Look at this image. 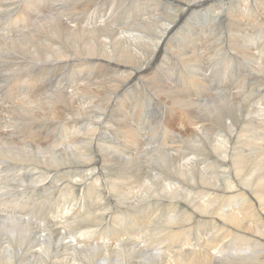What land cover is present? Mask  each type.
Here are the masks:
<instances>
[{"label": "rangeland", "instance_id": "obj_1", "mask_svg": "<svg viewBox=\"0 0 264 264\" xmlns=\"http://www.w3.org/2000/svg\"><path fill=\"white\" fill-rule=\"evenodd\" d=\"M9 1L1 0L0 3V40L2 39L0 42V82L2 81L0 83V120L4 122L5 126L0 128V141L7 140V143L0 144V151L2 149L4 151L1 153L4 154V157L0 158V264H5V260L9 257H12L14 264H55L56 260L59 263L69 261L70 264H102V259L105 260V264H152L153 261L157 264H170L171 262V264H183L185 257L181 251L188 248L194 249V247L200 253L203 252L205 257H202L201 260L205 258L206 264L211 258L206 257L209 248L212 253L220 257V264H247L253 263L255 260L260 262L258 264H264L262 260L255 259L257 251L264 254V240H260L257 244L250 243L248 239L241 237L246 235L251 240H256L258 235L256 237L252 233L242 232L240 229L236 233L237 228L229 227L221 222L222 212L234 211L243 216L240 222L241 226L251 225L259 233H264L262 232L264 231V226H262L264 225V197L258 191L264 186L262 184L264 181V74H262L264 73V16L255 11L257 9L255 0H239L244 4H239L240 13L238 14V10L235 11L236 7L232 10L234 23L229 28L225 26L228 18L220 19L215 23L212 17L220 10L219 14L224 15L229 5L238 0H231L225 4L217 0H211L210 4L207 1V4L202 8L197 9L196 7L186 15L183 14L185 16L176 25L178 31H174L171 39L169 38L166 42L168 53L163 50V46L151 49L154 51L153 58L162 51L164 53L160 54L156 69L161 66L165 56L168 60H173L170 69H167L169 66H166L156 76L167 73L169 78L165 75V79L169 80L175 89L187 93L189 89L198 91V89L190 87L195 74L190 71L187 63L189 61L187 56L192 50L189 48L198 44V48H202L205 58L203 65L205 64L208 76L207 81L204 82L207 83L209 89L193 94L196 99L200 98L201 101L196 104L197 113L193 114L194 122L192 123H188V114L182 115L180 108L174 114L171 107V96H159L163 89L158 86L154 87L155 91L148 88L145 77L140 78L142 74L139 77H131L126 84L118 82L116 79V77H121V72L124 73V71H118V67L115 65L116 57L124 66L129 61L125 55L128 53L126 49L133 52L131 59L137 60L140 64L138 66L142 68L145 63H141L142 59L147 60L149 57V52H144L142 56V49L145 48L142 45L145 42L142 41V26L149 21H157L158 18L165 24L174 21L178 17L175 16V12L179 8L174 3L172 4L168 0H49L46 3L48 5L46 8L43 4L39 14L43 19L42 23H49L50 19L48 20V18L53 13L63 16L64 13L74 12L79 17L78 20L85 21L84 25L86 26L89 23L100 22L102 27L107 30L109 21L110 27H114L111 34L104 32L101 36L105 42L104 49L108 50L106 55L108 58L105 63L108 68L105 69L106 71H101V73L103 72L102 77L99 72H90V68L86 69L93 85L85 84L83 81L85 76H80L86 70L84 71L81 66L83 59H78L76 56H85L86 51L83 50V46L80 47L77 54H68L63 58L62 52L68 53V50L61 44L64 41L61 40V42L60 39L57 44L61 47L59 45L54 47L56 54L54 56L49 51L43 54L40 43H38L39 45L36 43L35 48H29L32 52L28 63H30L29 67H33L32 71L26 70V61L25 64L16 63L17 59L12 60L13 65L8 68L5 63L10 59L7 57L11 58L14 55L11 47L22 44L26 35L30 34L35 37L39 33L36 27L40 20L37 17L28 26H24V21L19 20V17L21 11H24L23 6L26 0ZM64 1L67 2L65 6ZM42 2L44 3V1ZM245 5L251 7L249 11H243ZM134 8L137 10L135 11ZM201 9H204V13ZM27 11L32 12L31 9H27ZM191 11L193 15H191ZM178 13L180 15L181 11L178 10ZM195 13L196 15H194ZM245 15L248 17L247 22L242 20V16ZM101 20H104L106 25L102 24ZM238 21L239 23L244 22L238 24ZM220 22L224 23L220 24ZM236 24L240 25L242 29ZM221 25L223 26L220 27ZM115 28L118 32H129L127 34L129 37L117 34L114 31ZM178 32L184 34L177 39ZM234 32L235 34H232ZM92 35L95 36L94 34L90 36ZM189 35L192 40L188 41ZM95 37L94 39L91 37L94 41L90 42V48H92L90 52L97 51L98 41ZM235 37H239L241 40L244 37V40L249 42L248 45L253 48L252 52L256 57V62L247 55L234 54L232 45L238 44L231 40ZM148 38L146 36L143 39ZM244 40H242L243 45H240L242 50L247 49ZM57 49L60 51L58 52ZM171 52L176 55L182 54L181 60L186 63L170 54ZM147 62L146 65L151 61ZM253 69L255 70L253 71ZM14 72L17 74H13ZM133 72L132 70L129 74L136 76L137 73L134 75ZM259 72L261 73L259 74ZM17 76L23 78L21 84L15 81ZM154 76L155 74H150L146 77L150 79ZM255 76L256 78L253 79ZM108 77L111 79L109 85L115 86L114 88L107 89L99 83ZM112 78L115 79L116 84L112 82ZM28 80H33V83L31 86L25 87L24 83L29 82ZM70 82L71 85L73 83L76 84L75 86L84 84L85 86L79 93L69 86L71 90L68 87L64 89L74 94L72 98L74 102L72 99L64 97L72 102L66 108L65 105L54 102L53 99L56 100V98L53 95L62 93L65 85ZM165 82L163 81L162 84ZM194 84L195 82L192 85ZM118 87L123 89V92L119 94H127L129 91L134 94L133 105H136V108L134 107L133 111L131 106H128L127 113L129 118L131 116L132 120L139 125L144 151L138 149L137 152L124 154L120 151L126 147L125 139L122 137L114 141L115 133L131 131L122 117L119 119L113 116L118 96L115 88ZM114 92L115 94H113ZM95 93L98 95L96 96ZM104 94L107 98H104ZM232 94L236 96V100L232 99L230 96ZM100 95L103 97H99ZM203 95L205 98H202ZM221 103H224V106ZM232 108L237 111L233 117H230ZM221 109H227V114L223 119L217 118ZM140 110L143 111L137 118L136 112ZM58 114L63 115L59 120L55 118ZM247 122L250 125H247ZM3 129H6V133H2ZM168 129L174 130L173 132L179 136H171ZM178 130L182 131V134ZM29 136L32 139H29ZM79 139L81 140L79 141ZM136 139L138 140V137ZM28 140L31 143H28ZM118 146L121 148L118 149ZM16 158L21 160L15 161ZM260 159L262 161H259ZM254 183L257 186L256 192L253 190L255 186H252ZM223 195L226 199H221ZM5 199L14 203L12 207H6L2 203L6 201ZM198 205L203 206V209L207 208L206 211L212 213L211 218L199 217ZM13 206L14 208L17 206L18 211L17 209L12 211ZM253 219L258 220L255 222ZM182 223L186 225L182 226ZM205 226L209 228L203 229ZM184 228L186 234L184 237L182 234L180 240L166 235V231L170 229L171 231L175 229L183 231ZM221 228L233 232L224 238L221 235ZM33 245H35L34 251H40H36L38 255L35 253L34 258L27 260L21 253L26 252L27 247ZM137 247H140L139 251H137ZM136 253L139 254L138 257ZM193 258L191 256L189 264L197 261L196 258ZM99 260L101 261L99 262ZM154 262L153 264H155ZM213 262L217 264L218 260Z\"/></svg>", "mask_w": 264, "mask_h": 264}, {"label": "bare ground", "instance_id": "obj_2", "mask_svg": "<svg viewBox=\"0 0 264 264\" xmlns=\"http://www.w3.org/2000/svg\"><path fill=\"white\" fill-rule=\"evenodd\" d=\"M7 1H9V0H7ZM42 1H44V3L42 2ZM111 1V0H110ZM131 1V0H130ZM170 3H174L175 5H176V7H179L178 8V10H180L181 11V13H180V15H178L179 13H178V10L175 12V16H178L174 21H171L170 23L168 22V24H165V23H163V22H161L160 21V18H158V19H156L157 21H149V22H147V23H145L143 26H142V37L143 38H146V36H148L149 38L148 39H143L142 38V41H145L144 43H142V45L145 47V48H147V49H145V48H143L142 49V56H143V53L144 52H149V57H148V59L146 60H144V59H142V61L143 62H141V63H144L143 65H142V68H140L138 65H140L139 64V62L137 61V60H132L131 58H132V55H133V52L130 50V49H126L127 51H128V53H126V51H125V55H126V57H128V59H129V61H127L126 62V64L123 66L122 64H120V63H122L121 61H119L118 59H117V57H116V61H115V65L118 67V71H124V73L123 72H121L122 74H121V77L119 76V78L118 77H116V79H117V81L118 82H121V83H123V84H126V83H128L129 81H130V78L132 77H139L141 74V76H140V78H144L145 77V79H146V81H147V84H148V88H150V89H153L154 90V87H156V86H158V87H160V89H163V92L161 93V94H159V92H158V94H159V96H166V95H168L169 97L171 96V100H172V110H173V112H174V114H175V112L180 108V112H181V114L183 115V114H185L186 115V113L188 114V118H189V122L188 123H192V122H194V113L196 114L197 113V111L195 110V107H196V104L197 103H199L200 101H201V99L199 98V99H196L195 98V95H193V94H195L196 92H200V93H202L203 91H204V89H209L208 88V85H207V83L205 84V82L207 81V79H208V76H207V73H206V69H205V67H204V65H203V62H204V56H203V52H202V48L201 47H199L198 48V45H194V47L193 48H189V49H192L191 50V53L189 54V56H187L189 59V61L187 62L188 63V67H189V69H190V71L193 73V74H195L194 75V78H193V80L191 81V85H190V87L191 88H196V89H198V91L197 90H193V89H189V91L187 92V93H185V92H181V91H179L178 89H175L170 83H169V80L167 81L165 78H166V76H167V73H164V71H163V73L166 75H161L160 76V74H159V76H156V74H158V72L161 70L162 71V69L164 68V67H166V66H169V68H167V69H170V67H171V61H173V60H168L167 59V57L165 56V58H164V60L162 61V64H161V66L159 67V68H155V66H156V64H157V62H158V60H159V58H160V54H164L163 53V51H162V53L160 52V54H157L154 58H153V54H154V51L153 50H151L152 48H162V46H163V50L165 51V52H167L166 51V42H168L167 40H169V38L170 37H172L171 35H173L172 33L174 32V31H176L178 28L176 27V25L180 22V20H182V18L190 11V10H192V9H194V8H196L197 7V9L199 8V7H201L202 8V6L203 5H206L207 4V1H208V3L209 2H211V0H168ZM218 2H220V3H226V2H228V1H231V0H217ZM242 1V0H241ZM241 1H237V2H235V3H232V4H230L229 5V7H228V10L226 11V13L224 14V15H222V14H219L220 13V11L217 13V14H215L214 15V17H212V19H213V22H214V20H215V23H216V21H220V19L221 20H223V19H226V18H228V20L226 21L227 23H226V25L225 26H227L228 28L229 27H231L232 26V23H234L233 22V15L231 14V12H232V10L236 7L237 9L235 10V11H237L238 10V7H239V4L241 3ZM247 1V0H246ZM10 2V1H9ZM49 2V0H26V2L24 3V6H23V8H24V11H21V15H20V17H19V20H23L24 21V26H28L31 22H32V20L33 19H35V18H37V17H39L40 18V16H39V14H40V11H42V6H43V4H44V7L46 8V7H48V5L46 4V3H48ZM65 2V4H64V6L67 4V2L66 1H64ZM145 2V1H144ZM146 2H148V1H146ZM213 2H215V1H213ZM0 3H1V0H0ZM5 3V2H4ZM153 3V2H152ZM216 3V2H215ZM222 3V4H223ZM230 3V2H229ZM243 4H244V2H242ZM241 3V4H242ZM255 4H256V10L255 11H257V13L259 12L260 14L259 15H262V16H264V0H255V2H254ZM105 4V3H104ZM134 4H136V3H134ZM155 4V3H154ZM210 4V3H209ZM245 4H246V2H245ZM50 5V4H49ZM123 5V4H122ZM139 5V4H138ZM145 5V4H144ZM149 5V4H148ZM248 5V4H247ZM8 6V5H7ZM86 6V5H85ZM155 6V5H154ZM157 6V5H156ZM246 6V5H245ZM4 7H6V6H4ZM14 7V6H13ZM12 7V8H13ZM54 7V6H53ZM67 7V6H66ZM80 7V6H79ZM121 7V6H120ZM119 7V8H120ZM133 7V6H132ZM148 7H151V6H148ZM208 7H209V5H208ZM140 8V7H139ZM138 8V9H139ZM147 8V7H146ZM220 8H221V4H220ZM250 6L248 7V6H246L245 8H243L244 10L243 11H249L250 10ZM27 9H31V11L32 12H30V11H27ZM48 9V8H47ZM67 9V8H66ZM129 9V8H128ZM127 9V10H128ZM135 9V8H134ZM133 9V10H134ZM145 9V8H144ZM240 9V8H239ZM2 10H3V8H2ZM6 10H8V9H6ZM55 10V9H54ZM96 10V9H95ZM103 10V9H102ZM137 9H135V11H136ZM195 10V9H194ZM201 10H203V13H204V9H201ZM214 10V9H213ZM5 11V10H4ZM46 11V10H45ZM131 11V10H130ZM144 11V10H143ZM142 11V12H143ZM197 11V10H196ZM199 11V10H198ZM217 11V10H216ZM234 11V12H235ZM55 12V11H54ZM104 12V11H103ZM102 12V13H103ZM106 12V11H105ZM120 12V11H119ZM139 12V11H138ZM145 12V11H144ZM152 12V11H151ZM17 13V12H16ZM42 13H44V12H42ZM52 13V12H51ZM88 13V12H87ZM113 13V12H112ZM124 13H125V11H124ZM147 13V12H146ZM185 13V15L183 16V14ZM238 13H240V10H238V12H237V14ZM47 14V13H46ZM99 14H100V12H99ZM131 14V13H130ZM134 14V13H133ZM199 14V13H198ZM254 14V13H253ZM52 15V14H51ZM63 16H61V14H59V13H53V15L50 17V18H48V20L50 19V22L48 23H42L43 22V19L42 18H40V20H38V26L36 27V29H37V31L39 32V33H37L36 35H35V37H33L32 35H26V36H24V42H22V44H20L19 45V43L17 44V45H19V46H15V44L14 43H12V44H14L13 46H15V47H11V50L13 51V53H14V55H13V57H7L8 59H10V60H6V63H5V65L6 66H8V68L9 67H11L12 65H13V62H12V60H14V59H17L16 60V63H24L25 64V61H26V64H25V67H26V70H28V71H32V68L33 67H29L30 66V63H28V60H29V58H30V56H31V52L32 51H30L31 49H29L30 47L31 48H33L35 45H37L38 43H40L41 45H42V52H43V54H45V52L47 51V53H48V51L51 53V54H53V56L54 55H56L55 54V49H54V47L56 46V45H59V44H57V42H58V39H60L59 41H61V40H63L64 42L63 43H61V44H63L64 45V47L68 50V53H64V52H62V56H63V58L64 57H66L68 54H77L79 51H80V47L81 46H83V50L84 51H86L84 54H85V56H82V55H78V56H76L78 59H83V62H82V65L81 66H83V68H84V71L87 69V68H90V72H99L100 74V76L103 74V72L101 73V71H104L106 68H108L107 67V65H105V63H106V58H108V56H106L107 55V48L106 49H104V47L105 46H103L104 45V40H102V38H101V36H102V34L104 33V32H107V34L110 32V34H111V32H113V29H114V27L113 28H111L110 27V22L108 21V23H107V27H109L107 30L105 29V28H103L102 26L103 25H101L100 24V22H97V23H89V25H84L85 24V21L84 20H78L79 19V17H77V15L74 13V12H72V13H67V14H62ZM84 15V14H83ZM109 15V14H108ZM129 15V14H128ZM127 15V16H128ZM137 15V14H136ZM182 15V16H181ZM191 15H193L192 14V11H191ZM194 15H196V13L194 14ZM102 16V15H101ZM105 16V15H104ZM134 16V15H133ZM238 16V15H237ZM10 17V16H9ZM18 17V16H17ZM17 17H16V19H17ZM47 17V16H46ZM83 17V16H82ZM99 17V16H98ZM131 17V16H130ZM136 17V16H135ZM190 17V16H189ZM195 17V16H194ZM198 17V16H197ZM235 17V16H234ZM258 17H260V16H258ZM44 18V17H43ZM86 18H87V16H86ZM208 18V17H207ZM263 18V17H262ZM16 19H14V20H16ZM98 19V21H99V18H97ZM104 19V18H103ZM184 19H186V18H184ZM192 19V18H191ZM236 19V18H235ZM257 19V18H256ZM89 20V19H88ZM140 20V19H139ZM187 20V19H186ZM237 20V19H236ZM239 20V19H238ZM242 20H245L246 22L248 21V17L245 15V16H242ZM253 20V19H252ZM252 20H250V21H252ZM10 21V20H9ZM136 21V20H135ZM138 21V20H137ZM143 21V20H142ZM141 21V22H142ZM101 22H102V24L104 23V20H101ZM107 22V21H106ZM236 22V21H235ZM242 22H244V21H242ZM242 22H240L239 23V21L237 22L238 24H241ZM253 22V21H252ZM7 23V22H6ZM23 23V22H22ZM37 23V22H36ZM184 23L186 24V22L184 21ZM222 23H224V22H220V24H222ZM19 24V23H18ZM92 24V25H91ZM105 24V23H104ZM114 24V23H113ZM126 24V23H125ZM133 24V23H132ZM202 24V23H201ZM238 24H236V26L238 25ZM106 25V24H105ZM127 25V24H126ZM136 25V24H135ZM180 26H182L181 24H179ZM224 25V24H223ZM223 25H221L220 27H222ZM234 25V24H233ZM246 25V24H245ZM244 25V26H245ZM264 25V24H263ZM13 26V25H12ZM133 26V25H132ZM137 26H139V25H137ZM184 26H186V25H184ZM240 28H241V26L240 25H238ZM243 26V25H242ZM247 26V25H246ZM124 27V26H123ZM133 27H135V26H133ZM183 27V26H182ZM235 27V26H234ZM238 27V28H239ZM4 28V27H3ZM32 28V27H31ZM137 28V27H136ZM164 28V29H163ZM218 28H219V25H218ZM11 29V28H10ZM19 29V28H18ZM139 29V28H138ZM137 29V30H138ZM227 29V28H226ZM225 29V30H226ZM231 29V28H230ZM242 29V28H241ZM243 29H245V28H243ZM162 30H164L163 31V33H162ZM180 30V29H179ZM196 30V29H195ZM232 30H233V28H232ZM246 30V29H245ZM36 31V32H37ZM117 34H121V35H123L124 37H129V35H127L129 32H127V31H124V32H118L117 30H116V28H115V30H114ZM178 31V30H177ZM239 31V30H238ZM19 32V31H18ZM21 32V31H20ZM25 32V31H24ZM184 32V31H183ZM244 32V31H243ZM2 33V32H1ZM193 33V32H192ZM239 33V32H238ZM4 34H5V32H4ZM34 34V33H33ZM91 34H94L95 36H90ZM106 34V35H107ZM183 34L184 33H182V32H178L177 34H176V37H177V39H178V37L179 36H183ZM232 34H235V32L234 33H232ZM144 35V36H143ZM192 35V34H191ZM191 35H189V37H188V41L191 39ZM116 36H118V35H116ZM132 36V35H131ZM175 36V35H174ZM241 36V35H240ZM244 36V35H243ZM247 36H250V35H248L247 34ZM10 37H11V35H10ZM91 37H93V39H94V37L97 39V41H98V44L96 45L97 46V51L96 52H90L91 50H92V48H90V42H92V38ZM106 38H107V36H106ZM116 38V37H115ZM131 38V37H130ZM134 38V37H133ZM183 38V37H182ZM224 38V37H223ZM248 38V37H247ZM246 38V39H247ZM16 39H17V37H16ZM108 39V38H107ZM124 39V38H123ZM126 39V38H125ZM171 39V38H170ZM174 39V38H173ZM176 39V40H177ZM186 39H187V37H186ZM245 38L243 37L242 38V40H244ZM2 40V39H1ZM0 40V42H2ZM8 40V39H7ZM14 40V39H13ZM106 40V39H105ZM147 40H148V42H147ZM175 40V41H176ZM192 40V39H191ZM242 40L239 38V37H235V39H233V40H231V41H233V42H236L238 45H232L233 46V52H234V54H236V55H238V54H244V55H247L249 58H251V59H253L254 61L256 60L255 58V55H254V53L252 52V49L253 48H251V45H248L249 44V42H247V41H245V45H246V47H247V49L245 50H242V49H240V45H243V43H242ZM248 40V39H247ZM18 41V40H17ZM94 41V40H93ZM114 41V40H113ZM171 41V40H170ZM250 41V40H249ZM4 42V41H3ZM119 42V41H118ZM121 42V41H120ZM124 42V41H123ZM194 42V41H193ZM198 42V41H197ZM37 43V44H36ZM109 43H111V42H109ZM108 43V44H109ZM136 43V42H135ZM174 43V42H173ZM173 43H171V44H173ZM184 43V42H183ZM187 43V42H186ZM47 44H48V46H47ZM107 44V43H106ZM170 44V43H169ZM182 44V43H181ZM194 44H196V43H194ZM251 44H252V42H251ZM3 45V44H2ZM39 45V44H38ZM133 45V44H132ZM201 45V44H200ZM10 46H12L11 45V43H10ZM60 46V45H59ZM95 46V47H96ZM107 46V45H106ZM121 46V45H120ZM169 46V45H168ZM172 46V45H171ZM203 46V45H202ZM253 46V45H252ZM17 47V48H16ZM52 47V48H51ZM61 47V46H60ZM111 47V46H110ZM127 47V46H126ZM175 47L177 48V46L175 45ZM190 47V46H189ZM35 48V47H34ZM51 48V49H50ZM179 48H181L180 46H179ZM184 48V47H183ZM208 48V47H207ZM62 49V48H61ZM125 49V48H124ZM186 49H187V46H186ZM41 50V49H40ZM64 50V49H63ZM122 50V49H121ZM168 50V49H167ZM181 50V49H180ZM57 51L59 52L60 50L59 49H57ZM110 51V50H109ZM2 52V51H1ZM40 52V51H39ZM175 52V51H174ZM174 52H171L170 54H173L175 57H178L179 59H180V61H184V60H181V58H182V54L181 55H176ZM49 53V54H50ZM96 53H98V55H96ZM117 53V52H116ZM168 53V52H167ZM250 54V55H249ZM9 55V54H8ZM118 55V54H117ZM130 55V56H129ZM139 55V54H138ZM258 55V54H257ZM3 56V55H2ZM10 56V55H9ZM111 56V55H110ZM137 56V55H136ZM148 56V55H147ZM240 56V55H239ZM34 57V56H33ZM1 58H3V57H1ZM62 58V57H61ZM138 58V57H137ZM151 58H153V60H151ZM210 58V57H209ZM229 58V57H228ZM5 59V58H4ZM3 59V60H4ZM46 59V58H45ZM31 60V59H30ZM60 60V59H59ZM69 60V59H68ZM80 60V61H81ZM148 60H150L151 62L149 63V64H147L146 65V63H148L147 61ZM109 61V60H108ZM187 61V60H186ZM261 61V60H260ZM185 62V61H184ZM216 62V61H215ZM256 62V61H255ZM258 62V61H257ZM262 62V61H261ZM152 63V64H151ZM174 63V62H173ZM186 63V62H185ZM233 63V62H232ZM15 64V63H14ZM41 64V63H40ZM150 64H151V66H150ZM184 64V63H183ZM257 64H259V63H257ZM18 65V64H17ZM16 65V66H17ZM128 65V66H127ZM123 66V67H122ZM241 66V65H240ZM261 66V65H260ZM1 67V66H0ZM7 68V67H6ZM18 68H19V66H18ZM77 68V67H76ZM239 68V67H238ZM252 68H254V67H252ZM263 68H264V66H263ZM3 69V68H2ZM25 69V68H24ZM82 69V68H81ZM14 70V69H13ZM17 70V69H16ZM76 70V69H75ZM132 70L134 71L133 72V74L135 75L136 73V76H133L132 74H129L130 72H132ZM248 70V69H247ZM255 69H253V71H254ZM263 70V69H262ZM106 71V70H105ZM245 71V70H244ZM264 71V70H263ZM11 72V71H10ZM128 72V73H127ZM240 72V71H239ZM33 73V72H32ZM162 73V72H161ZM249 73V72H248ZM261 72H259V74H260ZM13 74H17L16 72H14ZM23 74V73H22ZM26 74V73H25ZM76 74H78V73H76ZM82 74V73H81ZM85 74V75H84ZM124 74H127V75H124ZM150 74H155V76L154 77H151L150 79H149V77L147 78L146 76L147 75H150ZM169 74H170V72H169ZM172 74V73H171ZM178 74V73H177ZM253 74V73H252ZM262 74H264V73H262ZM1 75V74H0ZM98 75V74H97ZM256 75H258V74H256ZM13 76V75H12ZM23 76H25V75H23ZM72 76H75V75H72ZM80 76H85L84 78V82H85V84H89V83H91V84H93L94 85V83L92 82V80L90 79V75H89V73L87 72V70H86V72H83V74L82 75H80ZM185 76V75H184ZM202 76V78H200ZM102 77V76H101ZM110 77V76H109ZM105 78L102 82H99L100 84H103L107 89L109 88H114L113 87V85H109L110 83H111V79L110 78ZM112 77V76H111ZM168 77V76H167ZM191 77V76H190ZM240 77V76H239ZM3 78H5V77H3ZM25 78V77H24ZM169 78V77H168ZM167 78V79H168ZM210 78V77H209ZM254 78H256V76L255 77H253V79ZM22 79L23 78H21V77H19V76H17V79L15 80L18 84L22 81ZM75 79V78H74ZM139 79V78H138ZM185 79V78H184ZM188 79V78H187ZM204 79V80H203ZM250 79V78H249ZM6 80V79H5ZM165 80H166V82H165ZM29 81V80H28ZM72 81V80H71ZM163 81L165 82V84H162L163 83ZM184 81V80H183ZM186 81V80H185ZM205 81V82H204ZM242 81V80H241ZM244 81V80H243ZM2 82V81H1ZM0 82V83H1ZM81 82V81H80ZM112 82H116L115 81V79L114 78H112ZM195 82V84L194 85H192L193 83ZM245 82V81H244ZM32 83H33V80H31V81H29V82H26V83H24V85H25V87L27 86H31L32 85ZM98 83V84H99ZM180 83V82H179ZM185 83V82H184ZM21 84V83H20ZM79 84V83H78ZM85 84L84 85H80V86H75L73 83H72V85H71V82H70V84H68V85H65V87L63 88V92L62 93H59V94H57V95H53V96H55V98H56V100H54L53 99V101L55 102L56 101V103H58V104H63V105H65L66 106V108H68L70 105H71V101L69 100V99H72L73 97H74V94H71V93H69V91L67 92L66 90H64L65 88H67L68 86L69 87H72V88H74V90L75 91H77L78 93L80 92V91H83L82 89H84V86H85ZM116 84V83H115ZM118 84V83H117ZM186 84V83H185ZM37 85V84H36ZM42 85V84H41ZM109 85V86H108ZM131 85V84H130ZM182 85V84H181ZM133 86V85H132ZM185 86V85H184ZM218 86V85H217ZM235 86V85H234ZM16 87V86H15ZM23 87V86H22ZM21 87V88H22ZM43 87V86H42ZM68 87V88H69ZM101 87H102V85H101ZM120 87V86H119ZM115 88V92H117V94H118V96H117V99H116V110H114V115L113 116H115L116 118H123L124 119V121L127 123V125L131 128V134H130V132L128 133L127 131H122V132H120L119 130H117V131H119V133H115V139H114V141L115 140H117L118 138H124L125 139V143H126V147H125V149H123V151H120V152H123L124 154L125 153H129V152H132V153H134V152H137V150L139 149L140 151H144L143 149H144V147H143V141H142V137H141V132H140V129H139V125L138 124H136V121H134V120H132L133 118H131V116H130V118H129V116H128V113H127V108H128V106H131V108L133 109V111H134V109L136 108L135 106L136 105H133V99H134V94L133 93H131L130 91L127 93V94H119V93H121V92H123V89L122 88ZM135 87V86H134ZM133 87V88H134ZM219 87V86H218ZM224 87V86H223ZM19 88H20V86H19ZM15 89H17V88H15ZM30 89V88H29ZM45 89H46V87H45ZM107 89H105V90H107ZM214 89V88H213ZM23 90V89H22ZM26 90V89H25ZM69 90H71L70 88H69ZM158 90V89H157ZM220 90V89H219ZM238 90V89H237ZM15 91V90H14ZM20 91V90H19ZM43 91V90H42ZM74 91V92H75ZM155 91V90H154ZM206 91V90H205ZM4 92V91H3ZM8 92V91H7ZM16 92V91H15ZM112 92H113V90H112ZM115 92L113 93V94H115ZM208 92V91H207ZM231 92H232V90H231ZM2 93V92H1ZM9 93V92H8ZM24 93V92H23ZM85 93V92H84ZM22 94V93H21ZM29 94V93H28ZM27 94V95H28ZM50 94V93H49ZM94 94V93H93ZM157 94V95H158ZM11 95H12V93H11ZM35 95V94H34ZM48 95V94H47ZM81 95V94H80ZM95 95H96V93H95ZM98 95V94H97ZM96 95V96H97ZM103 95V94H102ZM237 95V94H236ZM8 96V95H7ZM13 96V95H12ZM18 96V95H17ZM22 96V95H21ZM50 96V95H49ZM79 96V95H78ZM223 96V95H222ZM231 97H232V99H234V100H236V96L235 95H230ZM239 96V95H238ZM9 97V96H8ZM26 97V96H25ZM69 98L68 100L67 99H65V98ZM92 97V96H91ZM91 97H88V98H91ZM99 97H103V96H99ZM106 97V95L104 94V98ZM113 97V96H112ZM138 97V96H137ZM136 97V98H137ZM169 97H167V98H169ZM240 97V96H239ZM244 97V96H243ZM20 98V97H19ZM27 98H28V96H27ZM31 98V97H30ZM107 98V97H106ZM135 98V99H136ZM162 98V97H161ZM165 98V97H164ZM177 98V99H176ZM202 98H205V95H203V97ZM225 98V97H224ZM244 98H246V97H244ZM248 98V97H247ZM246 98V99H247ZM22 99V98H21ZM32 99V98H31ZM75 99H78V98H75ZM92 99V98H91ZM91 99H90V101H91ZM111 99V98H110ZM110 99H108V100H110ZM114 99V98H113ZM166 99V98H165ZM179 99V100H178ZM217 99V98H216ZM226 99V98H225ZM17 100V99H16ZM23 100V99H22ZM73 100V99H72ZM218 100V99H217ZM221 100H223V99H221ZM239 100V99H238ZM103 101H104V99H103ZM136 101V100H135ZM246 101V100H245ZM244 101V102H245ZM36 102V101H35ZM73 102H74V100H73ZM81 102V101H80ZM2 103H3V100H2ZM13 103L15 104V102L13 101ZM19 103V102H18ZM235 103V102H234ZM5 104V103H4ZM24 104H26V103H24ZM98 104V103H97ZM96 104V105H97ZM222 104V103H221ZM229 104V103H228ZM3 105V104H2ZM7 105V104H6ZM81 105V104H80ZM94 105V104H93ZM107 105V104H106ZM141 105V104H140ZM223 106H224V103L222 104ZM12 106V105H11ZM18 106H20L19 104H18ZM24 106H26V105H24ZM28 106V105H27ZM79 106V105H78ZM84 106V105H83ZM86 106V105H85ZM84 106V107H85ZM169 106V105H168ZM252 106V105H251ZM49 107V106H48ZM51 107H52V105H51ZM93 107V106H92ZM135 107V108H134ZM198 107V106H197ZM231 107V106H230ZM26 108V107H25ZM40 108V107H39ZM42 108V107H41ZM112 108V107H111ZM130 108V107H129ZM212 108V107H211ZM215 108V107H214ZM10 109V108H9ZM140 109V108H139ZM2 110V109H1ZM16 110V109H15ZM214 110V109H213ZM227 110V109H226ZM226 110H223V109H221V110H219V114L217 115V118H219V119H223V117H225L226 116V114H227V111ZM258 110V109H257ZM14 111V110H13ZM30 111V110H29ZM90 111V110H89ZM96 111V110H95ZM141 111H143V110H140V111H138V112H136V116H137V118L138 117H140V112ZM226 112V113H224V114H221L220 112ZM236 109H234V108H232V110H231V112H230V114H229V116L230 117H233L234 115H235V113H236ZM15 112V111H14ZM22 112V111H21ZM76 112V111H75ZM81 112V111H80ZM3 113V112H2ZM5 113H6V110H5ZM78 113H79V111H78ZM254 113V112H253ZM34 114H37V112H34ZM42 114V113H41ZM88 114V113H87ZM93 114V113H92ZM250 114V113H249ZM248 114V115H249ZM260 114V113H259ZM4 115V114H3ZM20 115H22V114H20ZM89 115V114H88ZM255 115V114H254ZM22 116H24V117H28L27 115H22ZM61 116V117H60ZM62 114H58V115H56L55 116V118L57 119V120H59V118H62ZM190 116H192V118H190ZM2 117V116H1ZM187 117V116H186ZM50 118H51V115H50ZM25 120H26V118H24ZM31 119V118H30ZM122 119V120H123ZM20 120V119H19ZM29 120V119H28ZM33 120V119H32ZM242 120V119H241ZM30 121V120H29ZM34 121V120H33ZM37 121V120H36ZM50 121H52V122H54L53 120H50ZM234 121V120H233ZM255 121V120H254ZM237 122V121H236ZM4 122H2L1 120H0V128H4L5 126H4V124H3ZM42 123V122H41ZM46 123V122H45ZM25 124V123H24ZM38 124V123H37ZM77 124V123H76ZM112 124V123H111ZM122 124V123H121ZM124 124V123H123ZM237 124V123H236ZM247 125H250V123L249 122H247L246 123ZM255 124V123H254ZM34 125V124H33ZM78 125V124H77ZM125 125V124H124ZM190 125V124H189ZM29 126H30V124H29ZM29 126H27V128L29 127ZM70 126V125H69ZM80 126V125H79ZM119 126V125H118ZM60 127V126H59ZM128 127V128H129ZM180 127V126H179ZM253 127V126H252ZM256 127H257V125H256ZM261 127H262V125H261ZM26 128V127H25ZM120 129H121V127H119ZM125 128V127H124ZM123 128V129H124ZM29 129V128H28ZM112 129H113V127H112ZM116 129H117V127H116ZM181 129H182V127H181ZM6 130V129H5ZM5 130L3 129V132L2 133H4L5 132ZM122 130V129H121ZM69 131V130H68ZM168 131L170 132V134H171V136H174V135H176V136H179V134H176V133H174L173 131H171V130H169L168 129ZM178 131H180V130H178ZM255 131V130H254ZM33 132V131H32ZM177 132V131H176ZM186 132V131H185ZM251 132V131H250ZM6 133V132H5ZM113 133V134H114ZM192 133H194V132H192ZM167 134V133H166ZM180 134H182V131H180ZM184 134V133H183ZM186 134V133H185ZM227 134V133H226ZM192 135V134H191ZM113 136V135H112ZM199 136H201V135H199ZM2 137V136H1ZM5 137V136H4ZM107 137V136H106ZM138 137V140L136 139ZM86 138V137H85ZM177 138V137H176ZM178 138H180V137H178ZM195 138V137H194ZM29 139H32L30 136H29ZM241 139V138H240ZM81 139H79V141H80ZM168 140V139H167ZM234 140V139H233ZM107 141H110V140H107ZM242 141V140H241ZM30 141L28 140V143H29ZM74 142V141H73ZM90 142V141H89ZM123 142V141H122ZM1 143H7V140L6 141H0V144ZM31 143V142H30ZM116 143V142H115ZM10 144V143H9ZM82 144V143H81ZM88 144V143H87ZM102 144V143H101ZM165 144H168V143H165ZM83 145V144H82ZM121 146H122V144H120ZM240 145V144H239ZM1 147V146H0ZM3 147V146H2ZM84 147V146H83ZM5 148H6V146H5ZM37 148H39V147H37ZM103 148V147H102ZM117 148V147H116ZM121 147L120 146H118V149H120ZM1 149V148H0ZM104 149V148H103ZM169 149V148H168ZM92 150V149H91ZM102 150V149H101ZM105 150V149H104ZM112 150V149H111ZM111 150H110V152H111ZM138 150V151H139ZM2 151H3V149H2ZM2 151H0V154L2 153ZM4 152V151H3ZM81 152H83V151H81ZM205 152V151H204ZM84 153V152H83ZM85 154V153H84ZM110 154V153H109ZM114 154V153H113ZM117 154V153H116ZM9 155V154H8ZM82 155V154H81ZM88 155V154H87ZM86 156V155H85ZM108 156H110V155H108ZM112 156V155H111ZM118 156H120V155H118ZM122 157H123V155H121ZM2 157H4V154H1L0 155V158H2ZM88 157V156H87ZM127 157V156H126ZM125 158V157H124ZM123 158V159H124ZM130 158V157H129ZM263 158V157H262ZM261 158V159H262ZM248 159V158H247ZM259 160V161H262V160ZM19 160H21V159H15V161H19ZM79 160V159H78ZM92 160V159H91ZM128 160V159H127ZM204 160V159H203ZM108 161V160H107ZM248 161V160H247ZM264 161V160H263ZM111 162V161H110ZM119 162V161H118ZM126 162V161H125ZM247 163V162H246ZM253 163V162H252ZM263 163V162H262ZM261 163V164H262ZM76 165V164H75ZM137 165V164H136ZM255 165V164H254ZM254 165H253V167H254ZM39 166V165H38ZM134 166V165H133ZM246 166H247V164H246ZM245 166V167H246ZM122 167V166H121ZM243 167V166H242ZM258 167V166H257ZM117 168V167H116ZM120 168V167H119ZM242 169V168H241ZM118 170V169H117ZM129 170V169H128ZM246 170H247V168H246ZM245 170V171H246ZM253 170V169H252ZM120 171V170H119ZM134 171V170H133ZM191 171V170H190ZM135 172V171H134ZM260 172V171H259ZM35 173V172H34ZM237 173V172H236ZM126 174H127V172H126ZM194 174V173H193ZM243 174V173H242ZM250 174H252V173H250ZM258 174H260V173H258ZM128 175V174H127ZM119 176V175H118ZM117 176V177H118ZM122 176H124V175H122ZM126 176V175H125ZM245 177V176H244ZM255 177V176H254ZM119 178H121V177H119ZM123 178V177H122ZM250 178H252V177H250ZM262 178V177H261ZM125 179H127L126 177H125ZM248 179V178H247ZM255 179H257V178H255ZM254 179V180H255ZM236 180V179H235ZM142 181V180H141ZM256 181V180H255ZM114 182V181H113ZM144 182V181H143ZM235 182V181H234ZM244 182V181H243ZM253 182V181H252ZM115 183V182H114ZM148 183V182H147ZM131 184V183H130ZM143 184V183H142ZM255 184V183H254ZM252 185V186H255V189L253 188V190H254V192H256L257 191V186H256V184L255 185ZM262 184H264V181H262ZM118 185H119V183H118ZM133 185V184H132ZM169 185V184H168ZM120 186V185H119ZM131 186V185H130ZM142 186V185H141ZM11 187V186H10ZM120 187H122V185L120 186ZM136 187V186H135ZM261 187V186H260ZM59 188V187H58ZM116 188V187H115ZM136 188H138V187H136ZM166 188V187H165ZM168 188V187H167ZM117 189V188H116ZM139 189V188H138ZM62 190H63V188H62ZM120 190V189H119ZM118 190V191H119ZM218 190V189H217ZM236 190V189H235ZM60 191V190H59ZM260 193H261V195H262V197H264V186L261 188V189H259L258 190ZM123 192V191H122ZM125 192V191H124ZM226 192V191H225ZM229 192V191H228ZM235 192V191H234ZM58 193V192H57ZM236 193H238L237 191H236ZM14 194V193H13ZM12 194V195H13ZM57 195V194H56ZM133 195V194H132ZM257 195V194H256ZM58 196H59V193H58ZM198 196V195H197ZM60 197V196H59ZM201 197V196H200ZM116 198V197H115ZM101 199V198H100ZM106 199V198H105ZM221 199H226V197L223 195V196H221ZM6 200V199H5ZM196 200V199H195ZM201 200V199H200ZM229 200V199H228ZM19 202V201H18ZM86 202H88V201H86ZM85 202V203H86ZM199 202H201V201H199ZM2 203H4V205L6 206V207H12V205L14 204V203H12V201H3ZM35 203V202H34ZM158 203V202H157ZM261 203H262V201H261ZM117 204H119V203H117ZM116 204V205H117ZM201 204V203H200ZM263 204V203H262ZM22 205V204H21ZM26 205H28V204H26ZM98 205V204H97ZM205 205V204H204ZM17 206H19L20 208H22V206H20V205H17ZM16 206V208H14V206H13V208H12V211L14 210V209H17V211H18V207ZM94 206V205H93ZM119 206V205H118ZM122 206V205H121ZM138 206V205H137ZM77 207V206H76ZM156 207V206H155ZM19 208V209H20ZM24 208V207H23ZM86 208V207H85ZM120 208V207H119ZM52 209V208H51ZM50 209V210H51ZM58 209V208H57ZM118 209V208H117ZM130 209V208H129ZM31 210V209H30ZM133 210H134V207H133ZM147 210V209H146ZM197 210V209H196ZM198 210H199V217H201V218H211V216H212V213H210V212H208V211H206L207 210V208L206 209H203V206L202 207H200L199 205H198ZM232 210V209H231ZM43 211V210H42ZM90 211V210H89ZM20 212V211H19ZM113 212V211H112ZM122 212V211H121ZM138 212V211H137ZM186 212V211H185ZM251 212V211H250ZM23 213V212H22ZM90 213V212H89ZM92 213V212H91ZM120 213V212H119ZM187 213V212H186ZM223 214L221 215V222L222 223H224V224H226V225H228L229 227H235V229L237 228V230H236V233H238L239 232V229L242 231V232H250V233H252V235H255L256 237H257V235H258V238L256 239V240H251L249 237H247L246 235L244 236L243 234V237H241V238H244V239H248L249 241H250V243L251 242H253V244H257L260 240L262 241V240H264V233H259L257 230H256V228H254V226H251V225H247V226H241L240 225V222H241V219L243 218V216H240L239 214H237V213H235L234 211H229L228 213H227V211L226 212H222ZM63 214H65V213H63ZM136 214V213H135ZM219 214V213H218ZM17 215V214H16ZM119 215V214H118ZM117 215V216H118ZM249 215V214H248ZM247 215V216H248ZM12 216V215H11ZM92 216V215H91ZM95 216V215H94ZM116 216V217H117ZM256 216V215H255ZM104 217V216H103ZM115 217V218H116ZM135 217V216H134ZM133 217V218H134ZM187 217H189V216H187ZM251 217V216H250ZM253 218V217H252ZM251 218V219H252ZM258 218V217H257ZM112 219V218H111ZM119 219V218H118ZM246 219V218H245ZM249 219V218H248ZM247 219V220H248ZM38 220V219H37ZM135 220V219H134ZM253 220H255V222H257V220L258 219H253ZM74 221V220H73ZM243 221V220H242ZM24 222V221H23ZM38 222V221H37ZM103 222V221H102ZM115 222H116V220H115ZM114 222V223H115ZM120 222V221H119ZM136 222V221H135ZM205 222V221H204ZM208 222V221H207ZM211 222V221H210ZM209 222V223H210ZM252 222V221H251ZM141 223V222H140ZM200 223V222H199ZM206 223V222H205ZM212 223H213V220H212ZM216 223V222H215ZM248 223V222H247ZM260 223V222H259ZM24 224V223H23ZM59 224V223H58ZM65 224V223H64ZM93 224V223H92ZM116 224V223H115ZM144 224V223H143ZM257 224V223H256ZM109 225V224H108ZM178 225V224H177ZM184 225H186L185 223L183 224L182 223V226H184ZM258 225V224H257ZM25 226H26V224H25ZM135 226V225H134ZM262 226H264V225H262ZM30 227V226H29ZM233 227V228H234ZM3 228V227H2ZM25 228V227H24ZM28 228V227H27ZM83 228V227H82ZM135 228V227H134ZM202 228V227H201ZM209 227H207V226H205V227H203V229H208ZM216 228V227H215ZM227 228V227H226ZM235 231V230H234ZM57 232V231H56ZM221 235H222V237H224V236H226V235H228V234H231L232 232H230V231H228V230H224V229H222L221 228ZM262 232H264V231H262ZM182 234H183V237H184V235L186 234V231H185V228H184V230L183 231H181V230H173V231H171V229L170 230H168V231H166V235L167 236H172V238L174 237L175 239H178V240H180V237H182ZM15 235V234H14ZM160 235V234H159ZM237 235V234H236ZM45 236V235H44ZM112 237L114 236V235H111ZM12 237V236H11ZM21 237V236H20ZM165 237V236H164ZM38 238V237H37ZM78 238V237H77ZM214 238V237H213ZM225 238V237H224ZM255 238V237H254ZM28 239V238H27ZM64 239V238H63ZM174 239V240H175ZM182 239V238H181ZM227 239V238H226ZM240 239V238H239ZM151 240V239H150ZM228 240V239H227ZM72 241H74V240H72ZM139 241V240H138ZM177 241V240H176ZM183 241V240H182ZM230 241V240H229ZM242 241H244V240H242ZM65 242H66V240H65ZM68 242H70V241H68ZM67 242V243H68ZM93 242V241H92ZM189 242V241H188ZM219 242V241H218ZM223 242V241H222ZM247 242V241H246ZM17 243V242H16ZM58 243V242H57ZM73 243V242H72ZM76 243V242H75ZM75 243H73V244H75ZM118 243V242H117ZM187 243V242H186ZM191 243V242H190ZM208 243V242H207ZM45 244V243H44ZM233 244V243H232ZM263 244V243H262ZM58 245H59V243H58ZM213 245V244H212ZM217 245V244H216ZM230 245V244H229ZM73 246V245H72ZM76 246V245H75ZM132 246V245H131ZM192 246V245H191ZM34 247H35V245H33L32 247H27L28 249H27V251L26 252H24V253H21V254H23V255H25V259H27V260H30L31 258H34V256H35V253H36V251H40V250H36V251H34L35 249H34ZM69 247V246H68ZM77 247V246H76ZM214 247V246H213ZM18 248V247H17ZM78 248V247H77ZM91 248V247H90ZM143 248V247H142ZM184 248H185V246H184ZM187 248V247H186ZM262 248V247H261ZM16 249V248H15ZM34 249V250H33ZM138 249V250H137ZM137 251H139L140 250V247L138 248L137 247ZM250 249V248H249ZM23 250H25V249H23ZM34 252H33V251ZM50 250V249H49ZM102 250V249H101ZM142 250V249H141ZM183 250V249H182ZM48 251V250H47ZM143 251V250H142ZM17 252H18V250H17ZM45 252V251H44ZM58 252V251H57ZM60 252V251H59ZM124 252V251H123ZM126 252V251H125ZM145 252V251H144ZM182 253H183V255H184V257H185V259H184V261H185V263H183V264H189V261H191L190 259H191V256H193L194 258H196V260L197 261H193V262H191V263H193V264H206L205 263V258H203L204 260H201V258L202 257H205L204 256V254H203V252L202 253H200L199 252V250H197L195 247H194V249H190V248H188L187 250L186 249H184L183 251H181ZM219 252V251H218ZM43 253V252H42ZM115 253H117V252H115ZM129 253V252H128ZM148 253V252H147ZM175 253H177V252H175ZM210 253H212V250H211V248H209L208 250H207V256L206 257H211V258H209L208 259V262L209 263H207V264H214V262L213 261H217L218 260V263L217 264H220L219 263V259H220V257L218 256V255H215L214 253H212V255L210 256ZM7 254V253H6ZM9 254V253H8ZM7 254V255H8ZM37 254V253H36ZM137 255V257H138V255L140 254V252H139V254L138 253H136ZM142 254H143V252H142ZM38 255V254H37ZM56 255V254H55ZM62 255V254H61ZM124 255V254H123ZM1 256V255H0ZM19 256V255H18ZM21 256V255H20ZM49 256V255H48ZM50 256H52V255H50ZM60 256V255H59ZM143 256V255H142ZM147 256V255H146ZM57 257V256H56ZM96 257V256H95ZM103 257V256H102ZM140 257V256H139ZM46 258V257H45ZM78 258V257H77ZM116 258V257H115ZM193 258V259H194ZM200 258V259H199ZM20 259H22V258H20ZM25 259H23V260H25ZM111 259V258H110ZM119 259V258H118ZM128 260H129V258H127ZM255 259H259V260H262V263H264V254H261L259 251H257V255H256V257H255ZM5 260V259H4ZM33 260V259H32ZM38 260V259H37ZM51 260V259H50ZM211 260V261H210ZM45 261V260H44ZM101 260H99V262H100ZM167 261V260H166ZM0 262H1V260H0ZM5 264H14L13 263V261H12V257H9L8 259H6L5 260ZM48 262V261H47ZM52 262V261H51ZM154 262V261H153ZM153 262H152V264H153ZM183 262V261H182ZM181 262V263H182ZM207 262V261H206ZM249 262V261H248ZM17 263V262H16ZM20 263V262H19ZM46 263V262H45ZM102 264H105V260L104 259H102V262H101ZM133 263V262H132ZM155 263V262H154ZM172 263V262H171ZM170 263V264H171ZM254 264H258V263H260V262H258V260L256 261L255 260V262H253ZM253 263H247V264H253ZM4 264V263H3ZM18 264V263H17ZM44 264V263H43ZM55 264H70L69 263V261H63V262H57V260H56V262H55ZM150 264V263H149ZM155 264H157V263H155ZM159 264V263H158ZM168 264V263H167Z\"/></svg>", "mask_w": 264, "mask_h": 264}]
</instances>
